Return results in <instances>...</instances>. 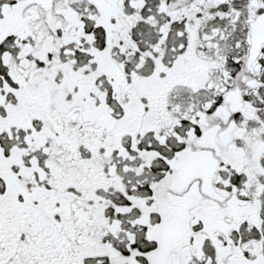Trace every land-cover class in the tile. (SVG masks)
<instances>
[{
  "label": "snow or ice",
  "instance_id": "snow-or-ice-1",
  "mask_svg": "<svg viewBox=\"0 0 264 264\" xmlns=\"http://www.w3.org/2000/svg\"><path fill=\"white\" fill-rule=\"evenodd\" d=\"M0 264H264V0H0Z\"/></svg>",
  "mask_w": 264,
  "mask_h": 264
}]
</instances>
